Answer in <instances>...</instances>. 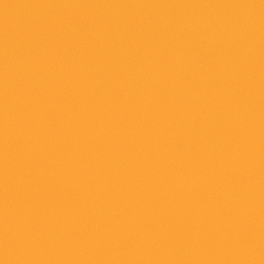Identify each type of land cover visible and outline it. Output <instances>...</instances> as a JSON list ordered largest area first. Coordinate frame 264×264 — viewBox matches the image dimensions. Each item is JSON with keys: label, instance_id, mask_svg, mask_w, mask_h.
<instances>
[{"label": "water", "instance_id": "water-1", "mask_svg": "<svg viewBox=\"0 0 264 264\" xmlns=\"http://www.w3.org/2000/svg\"><path fill=\"white\" fill-rule=\"evenodd\" d=\"M0 264H264V0H0Z\"/></svg>", "mask_w": 264, "mask_h": 264}]
</instances>
